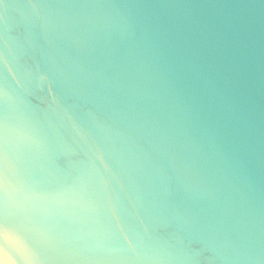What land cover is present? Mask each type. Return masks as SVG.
Instances as JSON below:
<instances>
[{"label": "water", "instance_id": "95a60500", "mask_svg": "<svg viewBox=\"0 0 264 264\" xmlns=\"http://www.w3.org/2000/svg\"><path fill=\"white\" fill-rule=\"evenodd\" d=\"M0 264H264V0H0Z\"/></svg>", "mask_w": 264, "mask_h": 264}]
</instances>
